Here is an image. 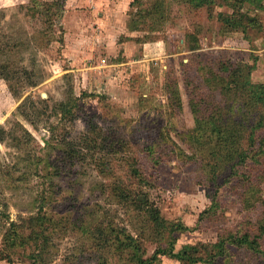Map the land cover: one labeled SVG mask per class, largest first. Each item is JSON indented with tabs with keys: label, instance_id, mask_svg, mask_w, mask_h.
I'll use <instances>...</instances> for the list:
<instances>
[{
	"label": "rangeland",
	"instance_id": "374dc122",
	"mask_svg": "<svg viewBox=\"0 0 264 264\" xmlns=\"http://www.w3.org/2000/svg\"><path fill=\"white\" fill-rule=\"evenodd\" d=\"M52 1L0 0V264H34L22 248L11 259L1 248L9 222L38 212L41 193L47 197L44 212L59 223L44 264H64L69 256L78 264H138L128 250L99 244L86 232L105 216L137 237L145 259L169 246L134 199L120 201L112 191V182L133 188L127 156L136 157L154 182L150 200L163 217L187 226L174 233L175 252L216 242L221 232L249 220V213L258 217L261 207L244 209L237 186L217 191L224 180L211 181L207 147L202 151L190 130L196 126L191 104L210 75L204 62L213 61L209 65L217 71L220 58L244 61L254 65L251 81L264 82V10L244 8L261 22V28L244 31L219 20L220 13H233L224 0L199 7L190 0H59L64 8L59 19L55 6L43 5ZM174 81L182 109L172 107ZM72 93L79 98V117L65 120L59 132L69 133L82 156L67 168L69 174L51 180L40 160L47 156L48 125L60 122V115L49 114ZM221 97L217 92L216 101ZM89 117L98 129L115 131L123 146L87 147ZM166 144L172 159L154 164L147 149ZM159 263L181 264L167 254Z\"/></svg>",
	"mask_w": 264,
	"mask_h": 264
},
{
	"label": "trees",
	"instance_id": "16d2710c",
	"mask_svg": "<svg viewBox=\"0 0 264 264\" xmlns=\"http://www.w3.org/2000/svg\"><path fill=\"white\" fill-rule=\"evenodd\" d=\"M190 1L196 7L208 2V0ZM224 4L231 7L233 13H220L218 18L228 28L242 27L244 31L250 28H261L258 18L252 16L244 8L264 10L263 0H224ZM43 5L55 6L56 17L58 19L62 17L64 8L59 0ZM50 8H47V13ZM1 47L0 45V50ZM210 62L213 61L210 60ZM210 62H204V66L209 68L210 75L204 80V88L202 90L197 88L194 96L197 100L191 104L196 119L195 128L190 130L191 138L200 145L202 151L207 147L203 155L205 159L208 158L207 165L211 181L218 184L219 181L224 180L223 183L218 184L217 191L225 190L223 187L229 184L237 186L236 189L241 191L239 196L244 209L256 212L257 208L261 207L262 212L256 218L249 213L247 215L249 220H241L239 224H236L235 230L221 232L214 243L187 244L175 252L177 236L174 233L187 229V226L180 222H169L163 217L159 206L150 200L149 190L154 187V182L142 172L141 164L136 157L127 156V171H129V177L134 180L131 183L133 188L130 191L112 182L110 183L112 191L120 201L134 199L136 205L140 206L150 218L152 229L160 237L159 239L168 237L169 246H159L152 258L145 259L144 250L137 237L129 233L124 226L118 225L114 219L106 216L96 223L93 231L86 229V232L92 233L96 240L99 239V244L104 241L128 250L132 259L138 264H153L157 261L160 264L162 254L174 256L181 264L200 262L206 264H264V188L261 186L264 180V82L257 84L251 81V71L254 65L247 62L220 58L217 71L209 65ZM5 78L9 79L8 76ZM172 84L171 97L174 100L172 107L182 109V97L178 84L175 81ZM187 87L190 90L189 82H187ZM217 92L221 93L220 101H216ZM205 95L208 99L204 98ZM78 99L72 93L67 101L55 104L49 114L60 115V122L48 125L51 134L45 140L47 156L41 155L42 160H40L46 163L44 166L48 169L47 177L51 180L62 173L69 174L70 170L67 168L70 165H76L80 155L82 156L76 142L67 138L69 133L59 132L65 120L73 123L79 117L77 114ZM46 100L43 99L42 102ZM87 123L89 132L85 135L84 141L90 149H105L108 142L113 147L114 143L123 146V140L116 139L117 134L111 128L108 131L98 129L91 117L88 118ZM161 135L165 137L164 132ZM168 144L158 146V151L154 149L153 144L149 146L147 154L154 164L172 159L169 153L171 146ZM116 152L117 150L110 151L112 154ZM102 158H106L105 154ZM36 171L39 173L38 169ZM218 172L222 175L221 178ZM41 196V206L38 212L26 218L22 217L20 223L13 220L9 222L1 248L2 255L7 256V259H11L12 255L22 248L26 256L34 258V264H44L52 234H54L53 230L59 226V223L53 222V218L44 212L47 197L45 193H41ZM258 256L262 260L257 261ZM72 258L67 257L64 264H78V260ZM246 258L254 260V263L246 262Z\"/></svg>",
	"mask_w": 264,
	"mask_h": 264
},
{
	"label": "clouds",
	"instance_id": "9594fccd",
	"mask_svg": "<svg viewBox=\"0 0 264 264\" xmlns=\"http://www.w3.org/2000/svg\"><path fill=\"white\" fill-rule=\"evenodd\" d=\"M4 2L10 3V2H11V0H4Z\"/></svg>",
	"mask_w": 264,
	"mask_h": 264
}]
</instances>
